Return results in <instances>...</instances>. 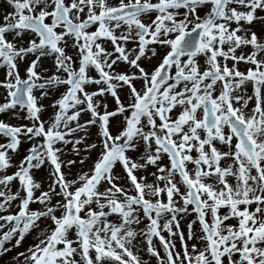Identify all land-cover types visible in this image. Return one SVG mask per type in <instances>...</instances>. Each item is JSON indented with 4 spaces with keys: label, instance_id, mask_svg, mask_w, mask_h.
<instances>
[{
    "label": "snow or ice",
    "instance_id": "obj_1",
    "mask_svg": "<svg viewBox=\"0 0 264 264\" xmlns=\"http://www.w3.org/2000/svg\"><path fill=\"white\" fill-rule=\"evenodd\" d=\"M4 5L0 264H264V0Z\"/></svg>",
    "mask_w": 264,
    "mask_h": 264
},
{
    "label": "rangeland",
    "instance_id": "obj_2",
    "mask_svg": "<svg viewBox=\"0 0 264 264\" xmlns=\"http://www.w3.org/2000/svg\"><path fill=\"white\" fill-rule=\"evenodd\" d=\"M6 10H10L7 9L4 5V0H0V11H6ZM3 96V92L2 90H0V99H2ZM46 118V117H45ZM12 123H26L27 121H20V120H16V119H12L11 120ZM3 137H0V142H3ZM92 139H95V136L93 135ZM30 146V144L25 143L22 145V152L26 153L27 148ZM182 226H183V222H182ZM184 230L186 231V227H184ZM165 235H167V233H164ZM30 242V241H29ZM177 246L179 247V240L177 239ZM27 244L23 245L22 247L18 248V249H14L11 253H8L6 255V257L2 258L3 259V264H21L23 258H19V260L14 261L13 257L16 255L17 252L20 251H24L26 248ZM161 254H163V250L161 249Z\"/></svg>",
    "mask_w": 264,
    "mask_h": 264
}]
</instances>
